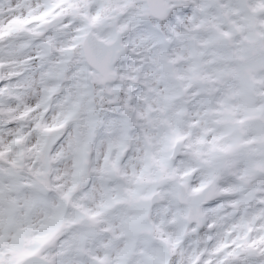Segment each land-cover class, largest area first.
Masks as SVG:
<instances>
[{
	"label": "clouds",
	"instance_id": "obj_1",
	"mask_svg": "<svg viewBox=\"0 0 264 264\" xmlns=\"http://www.w3.org/2000/svg\"><path fill=\"white\" fill-rule=\"evenodd\" d=\"M0 264H264V0H0Z\"/></svg>",
	"mask_w": 264,
	"mask_h": 264
}]
</instances>
